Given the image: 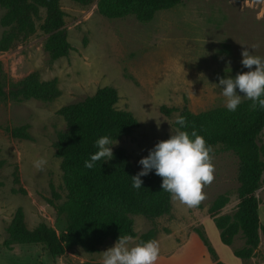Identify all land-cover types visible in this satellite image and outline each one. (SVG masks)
Masks as SVG:
<instances>
[{
    "label": "rangeland",
    "instance_id": "obj_1",
    "mask_svg": "<svg viewBox=\"0 0 264 264\" xmlns=\"http://www.w3.org/2000/svg\"><path fill=\"white\" fill-rule=\"evenodd\" d=\"M97 1L85 5L61 0L73 46L68 56L51 60L44 49L46 35L40 29L43 9L36 32L22 36L9 50L0 51L1 77L7 91L12 82L35 71L43 80L56 78L61 90L51 101L0 99V264H101L103 251L116 242L108 239L96 252L69 243L61 255L51 254L42 243L3 244L8 238L7 227L19 208L29 227L46 222L62 233L68 226L67 217L58 214L49 202L53 197L52 184L62 196L58 201L66 194L61 159L54 147L57 132L66 127L58 112L62 106L81 101L102 86L117 88V107L131 110L139 126L111 147L123 148L141 171L143 166L138 161L160 140L168 139L172 129H177L175 121L180 111L166 114L162 105L182 108L187 104L193 112L226 106L218 86L220 78H234L249 70L241 63L245 48L264 58V0H184L158 11L148 22L133 15L106 17L99 13ZM5 12L6 8L0 5V37L6 31L1 23ZM237 92L240 94L238 89ZM244 99L247 98L242 96L241 101ZM24 124L29 125V139L16 138L9 131ZM259 142L264 145V129ZM211 155L215 178L204 188L202 209L172 200L169 219L134 215L138 234L168 221L179 223L185 214H200L223 193L231 199L226 213L236 211L239 157L221 144L214 147ZM41 157L48 163L43 171H37L33 161ZM260 195L264 198V187ZM261 214L264 218L263 208ZM199 228L216 254L228 260L231 247L221 241L217 225L210 220ZM243 240L240 231L233 246L242 247ZM263 257L264 241L262 251L251 264Z\"/></svg>",
    "mask_w": 264,
    "mask_h": 264
},
{
    "label": "trees",
    "instance_id": "obj_2",
    "mask_svg": "<svg viewBox=\"0 0 264 264\" xmlns=\"http://www.w3.org/2000/svg\"><path fill=\"white\" fill-rule=\"evenodd\" d=\"M80 4H90L94 0H73ZM184 0H98L100 14L109 18H121L133 15L141 22L153 19L160 10L172 8ZM6 8L1 23L6 31L0 37V51L9 50L22 36L37 30V19L41 10L45 11L40 29L46 35L44 49L51 60L68 56L73 46L68 38L65 12L61 0H0ZM3 66L0 62V99L10 98L42 99L51 101L57 98L61 90L56 78L43 80L38 72H31L24 78L12 82L7 91L2 80ZM119 93L114 86L99 87L83 100L69 103L59 109L65 120V129L57 132L54 142L56 155L61 159L63 188L65 198L52 184L53 197L49 202L57 213L65 215L68 226L58 233L46 222L29 227L21 208L17 209L7 227L6 246L14 243H42L53 255L65 252L69 243L81 245L87 252H96L106 240H118L120 236L137 237V243L154 239L156 228L138 234L134 227V215H143L150 219L170 213L172 198L161 188L162 178L153 169L142 176V186L132 187V176L137 170L123 148H115L113 157L107 161H97L92 169L85 168V160L98 151L96 141L109 136L113 141L130 135L139 126L136 115L127 109L117 107ZM252 101L244 99L235 111L226 106H218L201 112H193L187 104L182 108L162 105L166 114L180 111L179 116L186 118V130L193 129L202 135L207 144L214 149L221 144L234 151L239 157V202L233 214H222L230 198L227 194L218 195L208 208V214L214 219L220 230L223 243L231 245L234 237L241 231L245 239L242 248L234 250L241 258L256 255L264 225L259 215V198L256 191L262 185L264 172V145L259 135L264 129V108H251ZM177 128L181 126L176 124ZM16 138L29 139V125L24 124L9 129ZM202 207V203L197 206ZM208 247L216 264H227L219 260L201 228L195 227Z\"/></svg>",
    "mask_w": 264,
    "mask_h": 264
},
{
    "label": "clouds",
    "instance_id": "obj_3",
    "mask_svg": "<svg viewBox=\"0 0 264 264\" xmlns=\"http://www.w3.org/2000/svg\"><path fill=\"white\" fill-rule=\"evenodd\" d=\"M241 55L242 65L249 70L237 73L234 78L228 76L219 80L218 86L226 98V107L229 111H235L243 96L252 101V109L257 106L264 108V58L250 54L248 48ZM176 124L181 127L172 129L168 139L160 140L147 156L138 161L143 167L132 176V187L139 189L143 184L141 177L154 169L155 174L162 178L161 188L170 193L173 201L195 208L206 198L205 186L215 178L211 155L213 148L195 129L191 133L181 130L187 127L185 117L177 116ZM117 143L109 136L100 137L96 141L98 151L85 160V168L92 169L97 161L110 160L114 155L111 145ZM47 163V159L41 157L33 161V167L43 171ZM159 256L157 240L134 243L132 237L125 235L120 236L114 246L103 251L101 264H157Z\"/></svg>",
    "mask_w": 264,
    "mask_h": 264
},
{
    "label": "crops",
    "instance_id": "obj_4",
    "mask_svg": "<svg viewBox=\"0 0 264 264\" xmlns=\"http://www.w3.org/2000/svg\"><path fill=\"white\" fill-rule=\"evenodd\" d=\"M263 175H262V182L264 181ZM263 187L264 186L262 183L261 187L256 191V194L259 198L260 220L261 223L264 225V218L262 217L261 214L262 208L264 209V198H262V196L260 195ZM229 201H231V199ZM225 209L226 206L223 208L222 214H226ZM172 211H173V207L171 209V212ZM171 212L164 214L158 218L164 217L169 219ZM210 220H212L215 223L214 219L208 214V208H207L204 210V212H201L200 214L194 212L193 216L189 214L188 215L185 214L184 219L181 220L179 223L168 221L167 224L157 227L156 235L154 238L159 242V246H160V256L157 261V264H216V261L213 259L208 247L206 246V244L204 243L198 232L195 230V227H203V225H205ZM217 234L220 237L219 228ZM237 236L238 234L235 237ZM260 237H261V242L255 256L246 259L235 255L234 250L238 248H242L245 245V240L241 241V243L243 244L242 247H236V248L233 246L234 245V240H233V243L229 245L231 248H230V257H227L228 260L224 255H220L218 253L219 260L227 264H251L252 261L256 259L257 255L262 251V242L264 241V234L262 233L261 230H260ZM135 243H137V237ZM255 264H264V257Z\"/></svg>",
    "mask_w": 264,
    "mask_h": 264
}]
</instances>
